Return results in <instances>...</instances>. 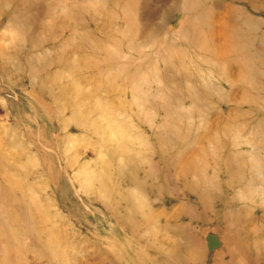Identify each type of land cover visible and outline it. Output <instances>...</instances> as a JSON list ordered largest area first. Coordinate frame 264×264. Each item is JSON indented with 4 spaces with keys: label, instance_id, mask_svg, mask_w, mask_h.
Wrapping results in <instances>:
<instances>
[{
    "label": "rangeland",
    "instance_id": "rangeland-1",
    "mask_svg": "<svg viewBox=\"0 0 264 264\" xmlns=\"http://www.w3.org/2000/svg\"><path fill=\"white\" fill-rule=\"evenodd\" d=\"M0 264H264V0H0Z\"/></svg>",
    "mask_w": 264,
    "mask_h": 264
}]
</instances>
